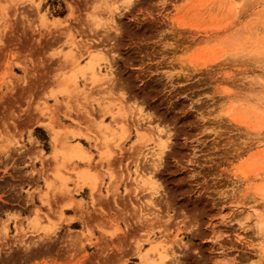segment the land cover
Here are the masks:
<instances>
[{"label":"rangeland","instance_id":"374dc122","mask_svg":"<svg viewBox=\"0 0 264 264\" xmlns=\"http://www.w3.org/2000/svg\"><path fill=\"white\" fill-rule=\"evenodd\" d=\"M263 191L264 0H0V264H264Z\"/></svg>","mask_w":264,"mask_h":264},{"label":"bare ground","instance_id":"6f19581e","mask_svg":"<svg viewBox=\"0 0 264 264\" xmlns=\"http://www.w3.org/2000/svg\"><path fill=\"white\" fill-rule=\"evenodd\" d=\"M153 30H154V29H153ZM158 30H159V29H158ZM160 30H161V29H160ZM149 31L151 32V30H148V31H146V32H149ZM156 31H157V30H156ZM146 32L144 31V33H146ZM157 32H158V31H157ZM159 33H160V32H159ZM159 33H157V36H158ZM148 34H149V33H148ZM150 34H151V33H150ZM150 34H149V36H150ZM140 35H141V34H140ZM145 35H146V34H145ZM161 35H162V34H161ZM141 36H142V35H141ZM147 36H148V35H147ZM155 36H156V35H155ZM145 37H146V36H145ZM145 37H144V38H145ZM144 38H143V39H144ZM155 38H156V37H155ZM141 39H142V37H141ZM148 39H150V38H148ZM151 39H152V36H151ZM153 39H154V38H153ZM165 43H166V42H165ZM147 47H148V46H147ZM160 49H161V48H160ZM164 49H165V47H164ZM164 49H163V50H164ZM153 50H154V49H153ZM151 52H152V50H151ZM154 52H155V50L153 51V53H154ZM157 52H159V50H157ZM157 52H156V54H157ZM160 52H161V51H160ZM160 52H159V53H160ZM73 54H74V53H73ZM154 54H155V53H154ZM154 54H153V55H154ZM160 54H162V53H160ZM156 56H157V55H156ZM154 57H155V56H154ZM75 59H76V57H75ZM76 60H77V59H76ZM74 61H75V60H74ZM74 61H73V62H74ZM75 62H76V61H75ZM154 68H155V67H154ZM156 68H157V67H156ZM156 68H155V69H156ZM157 69H158V68H157ZM167 69H168V68H167ZM168 70H169V69H168ZM170 70H171V69H170ZM172 70H173V69H172ZM162 71H163V70H162ZM164 71H165V68H164ZM165 72H166V71H165ZM165 72H164V73H165ZM168 72H169V71H168ZM170 72H171V71H170ZM174 72H175V71H174ZM162 73H163V72H162ZM167 74H168V73H167ZM167 74H166V76H167ZM173 74H174V73H173ZM162 75H164V74H162ZM169 75H170V74H169ZM171 75H172V74H171ZM171 75H170V76H171ZM164 76H165V75H164ZM166 76H165V77H166ZM168 78H169V77H168ZM168 81L170 82V80H168ZM169 82H168V83H169ZM165 83H167V82H165ZM170 84H171V83H170ZM186 88H187V87H186ZM180 89H181V88H180ZM182 89H183V88H182ZM187 89H188V88H187ZM185 90H186V89H185ZM175 91H176V92H179V91H177V90H175ZM183 91H184V90H183ZM183 91H182V92H183ZM187 91H188V90H187ZM190 91H191V90H190ZM185 92H186V91H185ZM188 92H189V91H188ZM188 92H187V93H188ZM180 93H181V92H180ZM170 95H172V94H170ZM170 95H169V96H170ZM175 95L177 96V94L174 93L173 96H175ZM179 95L181 96V94H179ZM185 95H186V94H185ZM195 95H196V94H195ZM195 95H194V96H195ZM192 96H193V95H192ZM170 98H171V97H170ZM185 100H186V99H183V101H185ZM186 101H187V100H186ZM180 103H181V101H180ZM185 104H186V103H185ZM189 104H190V103H189ZM187 105H188V104H187ZM176 106H177V105H176ZM184 106H186V105H184ZM189 106H190V105H189ZM179 107H180V105H179ZM181 107H183V106H181ZM200 107H201V106H200ZM202 107H203V106H202ZM185 108H186V107H185ZM189 108H190V107H189ZM180 109H181V108H180ZM181 110H182V109H181ZM182 111H183V110H182ZM184 112H185V111H184ZM186 114H187V113H186ZM188 115H189V114H188ZM186 116H187V115H186ZM38 117H39V116H38ZM40 117H41V116H40ZM45 117H46V116H45ZM188 117H189V116H188ZM43 118H44V117H43ZM49 118H50V117H49ZM190 118H191V117H190ZM35 119H37V117H36ZM35 119H34L33 121H36ZM53 119H54V118H53ZM37 120H39V118H38ZM190 120H191V119H190ZM190 120L188 119L187 122L190 121ZM39 121H42V119L39 120ZM46 121H47V120H46ZM49 121H50V122L52 121V117H51L50 120H48V123H49ZM54 121H56V120H54ZM150 121H151V120H150ZM37 122H38V121H37ZM43 122H45L44 119H43ZM193 122H194V120H193ZM193 122L191 121V123H193ZM195 123H196V122H195ZM54 124H55V123H54ZM54 124H53V121H52V123H51L52 129H55V128H54V127H55ZM56 124L59 125V122L56 121ZM189 124H190V123H189ZM195 125H196V124H195ZM202 126H203V125H201V128H203ZM196 128H197V127H196ZM201 128H200V129H201ZM191 129H194V127H192ZM200 129H199V130H200ZM203 129H204V128H203ZM195 130H196V129H195ZM189 131H190V130H189ZM203 131H204V130H203ZM190 132H192V131H190ZM195 132H198V131H195ZM159 133H160V130H159ZM162 133H163V132H162ZM193 133H194V132H193ZM54 134H55V133H54ZM155 134H156V133H155ZM189 134H190V133H189ZM196 134H197V133H196ZM196 134H194V135H196ZM190 135H191V134H190ZM199 135H200V133H199ZM199 135H198V136H199ZM55 136H56V135H55ZM162 136H163V134H162ZM187 136H188V135H187ZM191 136L193 137V135H191ZM191 136H190V138H191ZM56 137H57V136H56ZM57 138H58V137H57ZM57 138H56V140H57L58 145H59L61 142L59 143V139H57ZM156 138H157L156 140L158 141V139H159L158 136H157ZM187 138H188V137H187ZM194 138H196V137L194 136ZM197 138H198V137H197ZM162 139H163V138L160 137L159 140H161V144L164 145ZM61 141H62V139H61ZM165 141H166V138H165ZM63 142H64V140H63ZM67 142H68V141H67ZM76 143H77V142H76ZM192 143H193V142H192ZM159 144H160V143H159ZM161 144H160V145H161ZM165 144H166V143H165ZM62 146H64V145H62ZM65 146H66V140H65ZM65 146H64V147H65ZM70 146H71V142H70ZM70 146H69V147H70ZM81 146H82V145H81ZM81 146H80L79 144L76 145V144H74V142H72V148L70 147L71 149L69 148V149H70L69 151L72 150V151L75 152L76 154H82V147H81ZM158 146H159V145H158ZM165 146H166V145H165ZM54 147H55V150H56V148L58 149L57 143H56V145H55ZM64 147H63V148H64ZM163 147H164V146H163ZM59 148H60V145H59ZM61 148H62V147H61ZM65 148L68 149V147H65ZM160 149H162L161 146H160ZM188 149H189V148H188ZM190 149H191V148H190ZM190 149H189V150H190ZM163 150H164V149H163ZM191 150H192V149H191ZM191 150H190V152H191ZM83 151H85V150H83ZM161 151H162V150H161ZM51 152H52V151H51ZM53 152H54V151H53ZM56 152H57V151H55L54 153H56ZM183 152H184V151H183ZM183 152H182V153H183ZM58 153H59V152H58ZM187 153H188V152H187ZM183 154H184V153H183ZM183 154H182V156H183ZM186 155H187V154H186ZM54 156L56 157V156H57V153H56V155L54 154ZM54 156H52V158H53ZM61 156H62V155H61ZM184 156H185V155H184ZM62 157H63V156H62ZM52 158H51V159H52ZM62 160H63V159H62ZM63 161H64V160H63ZM63 161H60V162H63ZM76 162H77V160H76ZM78 164H79V163H78ZM85 165H86V164H84V166H85ZM77 166H78V165H77ZM82 166H83V165H82ZM75 167H76V166H75ZM77 168H78V167H76V169H77ZM81 168H82V167L80 166V169H81ZM78 170H79V169H78ZM77 172H78V171H77ZM76 175H78V174H76ZM151 180H152V177H151ZM153 180H155V179H153ZM155 182H156V180H155ZM187 188H188V187H187ZM188 189H189V188H188ZM259 195L262 197L263 200H262L261 202H259V203H258V202L254 203L256 207H253V208L256 209V210H258L261 206H264V191H263L262 193H259ZM253 206H254V205H253ZM221 207H222V206H221ZM221 207H220V208H221ZM222 211H224V210H222ZM258 212H259V211H258ZM220 213H221V212H220ZM221 214H223V213H221ZM221 214H220V217L223 218L224 216L222 217ZM225 215H226V214H225ZM249 216H250V211L247 210L245 217H246V218H249ZM242 217H243V215H242ZM258 217H259L258 221L261 222V223L264 225V213H258ZM263 237H264V236H263ZM157 240H158V239H157ZM150 241H151V240H150ZM152 242H153V240H152ZM157 242H158V241H157ZM154 243H155V241H154ZM161 246H162V245H161ZM156 247H157V245H156ZM161 248H162V247H161ZM155 249H157V248H155ZM161 250H164V249L162 248ZM166 250H167V249H166ZM146 252H147V251H146ZM166 253H167V252H166ZM225 253H226V252H225ZM227 253H229V252L227 251ZM144 254H145V252H144ZM147 254H148V253H147ZM222 254H224V253H222ZM229 254H230V253H229ZM143 256H144V255H143ZM145 256H146V255H145ZM220 256H221V255H220ZM228 256H230V255H228ZM252 256H253V255H252ZM223 257H224V256H223ZM226 257H227V256H226ZM256 257H257V256H256ZM146 258H147V257H146ZM218 258H220V257H218ZM247 258H248V257H247ZM224 259H225V258H224ZM226 259H227V258H226ZM244 259H245V257H243V260H244ZM255 259H256V260H260V259H257V258H255ZM146 260H147V259H146ZM216 260H217V259H216ZM221 260H222V258H221ZM214 261H215V260H214ZM245 261H246V260H245ZM245 261H244V262H245ZM211 262H212V261H211ZM215 262H216V261H215ZM215 262H214V263H215ZM260 262H261V261H260ZM260 262H258V263L260 264ZM147 263L150 264V262H147ZM164 263H165V262H164ZM164 263H163V264H164ZM209 263H210V262H209ZM221 263H222V262H221ZM246 263H247V262H246ZM256 263H257V261L253 260V257H252V260H251V257H250V262H248L247 264H256ZM258 263H257V264H258ZM205 264H206V263H205ZM215 264H216V263H215ZM218 264H219V263H218Z\"/></svg>","mask_w":264,"mask_h":264}]
</instances>
